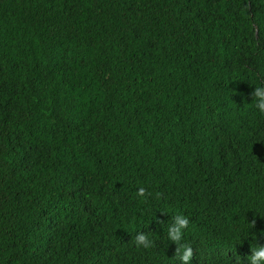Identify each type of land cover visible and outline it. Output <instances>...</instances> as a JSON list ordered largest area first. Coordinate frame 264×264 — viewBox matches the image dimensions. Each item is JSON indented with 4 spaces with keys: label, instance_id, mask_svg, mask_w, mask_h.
Here are the masks:
<instances>
[{
    "label": "trees",
    "instance_id": "trees-1",
    "mask_svg": "<svg viewBox=\"0 0 264 264\" xmlns=\"http://www.w3.org/2000/svg\"><path fill=\"white\" fill-rule=\"evenodd\" d=\"M255 86L264 0H0V264H248Z\"/></svg>",
    "mask_w": 264,
    "mask_h": 264
},
{
    "label": "clouds",
    "instance_id": "clouds-1",
    "mask_svg": "<svg viewBox=\"0 0 264 264\" xmlns=\"http://www.w3.org/2000/svg\"><path fill=\"white\" fill-rule=\"evenodd\" d=\"M252 97H254L252 101L254 107L260 113H264V87L255 86ZM138 195L144 197L145 190L143 188L139 189ZM189 223L187 217L180 214L175 215L173 225L168 228V239L174 244L179 243L182 240L184 229L188 227ZM136 244L137 246L143 245L147 248L152 245V241L146 235L141 234L136 237ZM192 255V250L184 247L180 256L183 264H190ZM248 264H264V245H257L254 250H251Z\"/></svg>",
    "mask_w": 264,
    "mask_h": 264
}]
</instances>
